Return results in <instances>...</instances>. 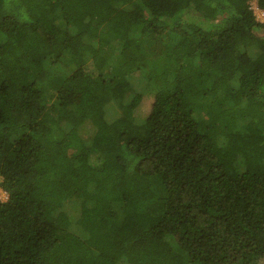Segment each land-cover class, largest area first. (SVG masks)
Returning a JSON list of instances; mask_svg holds the SVG:
<instances>
[{"label": "trees", "instance_id": "16d2710c", "mask_svg": "<svg viewBox=\"0 0 264 264\" xmlns=\"http://www.w3.org/2000/svg\"><path fill=\"white\" fill-rule=\"evenodd\" d=\"M252 1L0 0V264H264Z\"/></svg>", "mask_w": 264, "mask_h": 264}, {"label": "rangeland", "instance_id": "374dc122", "mask_svg": "<svg viewBox=\"0 0 264 264\" xmlns=\"http://www.w3.org/2000/svg\"><path fill=\"white\" fill-rule=\"evenodd\" d=\"M251 6H252L254 13L256 14L257 19L260 22H264V11H262L258 8L257 1L253 0L251 2ZM150 106H151L150 101L149 100L146 101L145 104L143 105V108L141 110L139 109L140 113L142 115H146V112L149 111ZM0 200H2V201L7 200V194L2 190L1 187H0Z\"/></svg>", "mask_w": 264, "mask_h": 264}]
</instances>
